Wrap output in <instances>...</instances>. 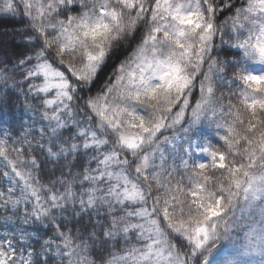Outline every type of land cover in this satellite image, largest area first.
<instances>
[{
    "label": "snow or ice",
    "instance_id": "6c2138e0",
    "mask_svg": "<svg viewBox=\"0 0 264 264\" xmlns=\"http://www.w3.org/2000/svg\"><path fill=\"white\" fill-rule=\"evenodd\" d=\"M5 16L0 264H264V0Z\"/></svg>",
    "mask_w": 264,
    "mask_h": 264
},
{
    "label": "trees",
    "instance_id": "16d2710c",
    "mask_svg": "<svg viewBox=\"0 0 264 264\" xmlns=\"http://www.w3.org/2000/svg\"><path fill=\"white\" fill-rule=\"evenodd\" d=\"M21 27L22 25L20 23H18L16 20H13L7 16L0 18V54H2L5 51L11 54L13 52H18L21 50L19 48V45L21 43V37L16 34V30ZM234 51L235 50L233 49H229L225 47L224 50L220 52V57L225 60H229V61L235 58H238L234 56ZM125 55H127V53H125L124 55H121L120 59H124ZM118 62L119 61H117V63ZM111 70H112V62L110 61L109 67L100 73V78L96 82L97 87L103 84L105 78L107 77L108 74H110ZM231 75L232 74L229 72L228 76L231 77ZM221 91H224L225 93H227L226 88L221 89ZM217 95H219V93H217ZM9 107L11 108L12 105H9Z\"/></svg>",
    "mask_w": 264,
    "mask_h": 264
}]
</instances>
